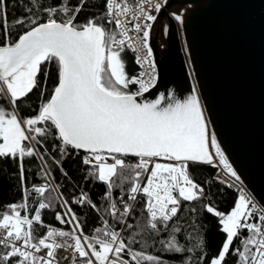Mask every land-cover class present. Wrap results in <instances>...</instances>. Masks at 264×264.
I'll return each instance as SVG.
<instances>
[{"label": "snow or ice", "instance_id": "snow-or-ice-1", "mask_svg": "<svg viewBox=\"0 0 264 264\" xmlns=\"http://www.w3.org/2000/svg\"><path fill=\"white\" fill-rule=\"evenodd\" d=\"M88 3L17 0L11 6L23 14L9 21L10 0H0V161L17 166L9 180L21 193L0 211V264H166L156 251L181 264H264V200L245 190L198 86L184 100H138L157 85L151 35L167 0H95L89 7L99 10L79 21ZM171 15L184 23L182 12ZM128 52L141 69L135 75ZM37 92L38 111L21 115ZM81 151L84 182L105 186L100 203L79 185L65 197L54 183L53 165L67 179L64 164ZM31 159L41 184L30 181ZM203 166L218 170L213 182L238 189L229 211L210 199L207 181L195 180L191 169ZM141 200L143 222L129 223ZM185 204L216 219L224 239L215 252L206 229L194 237L198 226L182 223ZM73 206L92 209L100 226L86 233ZM43 210L68 230L46 224Z\"/></svg>", "mask_w": 264, "mask_h": 264}, {"label": "water", "instance_id": "water-1", "mask_svg": "<svg viewBox=\"0 0 264 264\" xmlns=\"http://www.w3.org/2000/svg\"><path fill=\"white\" fill-rule=\"evenodd\" d=\"M151 46L158 81L139 102L159 93L184 100L196 84L230 162L264 200V0H167Z\"/></svg>", "mask_w": 264, "mask_h": 264}, {"label": "trees", "instance_id": "trees-1", "mask_svg": "<svg viewBox=\"0 0 264 264\" xmlns=\"http://www.w3.org/2000/svg\"><path fill=\"white\" fill-rule=\"evenodd\" d=\"M25 3H27V0H24ZM76 0H73V3H75ZM17 0H10V6H9V21H12L16 17L23 14V10L17 6L13 8L11 5L16 4ZM95 3V0H89L88 5L85 6L84 10L82 11L79 21H83L86 17L95 14L99 9L94 7H89V5ZM125 59L127 60V70L130 75H135L139 73V67L134 62V56L131 52H128L125 56ZM55 66L53 65V71ZM54 77L50 74L48 88L51 89L53 87L52 80ZM135 90V89H133ZM35 91V90H34ZM50 93H45V99L48 98ZM40 103L39 100V93L37 92L35 95L29 94V98L25 100V103L20 105L21 108V115L23 116H30L35 115V111H38V104ZM0 104H5L3 100H0ZM5 106H7L5 104ZM49 150L51 151V147L49 145ZM43 151V149H41ZM85 153L81 151L79 155H74V158H70L68 161L64 164V169L67 170L68 178L65 179L63 175L61 174V170L56 169L53 165L54 169V176H55V184L62 185L61 191L63 192L65 197H69L73 191H74V185H79L84 188L85 191H90L92 194V199L98 203H100V197L103 195L105 191V186L102 183H93V182H84V176L81 171V165H80V157L83 156ZM55 155V153H54ZM57 159H59V156H57ZM131 159L132 163H135V159ZM25 167L28 169L30 173V181L33 184H41L42 180L37 177L36 172L39 169V164L37 160L31 159L26 160ZM195 180L198 183H203L205 181L208 182V186L211 187V193H210V199L215 202V204L218 206V209L220 211L227 212L230 210V208L233 206V203L238 196V192L233 190L232 188L226 187L220 183L213 182V177L216 174V169L203 166V167H193L191 169ZM18 169L15 164L12 163V161H0V211L3 210L4 206L7 204L15 203L21 200V193L18 190V180H9V177L13 173H17ZM78 194V189H77ZM116 196H119V190H117L114 193ZM142 205L143 201L137 205L136 207V214L133 217L132 220L129 221V223H142L144 220V217L146 216V213L142 212ZM74 210L77 212V215L80 219V221L84 225V231L86 233H89L94 229L95 227L100 226L99 217L97 216V213L94 212L90 208H79L76 206H73ZM190 207H198L197 205H187L184 206V220L182 223H184L185 227L189 223H195L198 227L196 231H193V236H196L197 231H203L206 229V237L208 240L209 248L212 252H215L221 243L223 242L224 236L220 232L216 219L207 214L206 212L198 211L195 215H193L190 211ZM56 211H59V207H55ZM24 213L22 212V215ZM43 220L46 224L54 225L57 228H66L68 229L67 225H61L55 220V212L52 210H43L42 212ZM41 233L44 232V229H39ZM189 231H192L189 229ZM151 243V241H149ZM180 242L185 243L184 236H180ZM194 242V241H193ZM191 246V245H189ZM137 247H140V245H137ZM155 254L162 255L163 258L166 261V264H181V261L183 257L179 255H171V254H164L160 251H156ZM229 264H232V261H229Z\"/></svg>", "mask_w": 264, "mask_h": 264}, {"label": "built area", "instance_id": "built-area-1", "mask_svg": "<svg viewBox=\"0 0 264 264\" xmlns=\"http://www.w3.org/2000/svg\"><path fill=\"white\" fill-rule=\"evenodd\" d=\"M159 15V14H158ZM183 48H184V52H186V47H185V44H184V42H183ZM155 59V58H154ZM139 67V66H138ZM156 70H157V72H158V69H157V65H156ZM141 71V69H140V67H139V72ZM159 75V74H158ZM217 169H216V173H217ZM216 175V174H215ZM243 181V180H242ZM244 183V182H243ZM244 188H245V190L246 191H248V192H250L249 191V189L247 188V186L245 185V183H244ZM233 190H235V191H237L238 192V189L237 188H232ZM251 193V192H250ZM61 229H64V230H68V229H66V228H61ZM60 255H65V253H63V252H61L60 253Z\"/></svg>", "mask_w": 264, "mask_h": 264}, {"label": "rangeland", "instance_id": "rangeland-1", "mask_svg": "<svg viewBox=\"0 0 264 264\" xmlns=\"http://www.w3.org/2000/svg\"><path fill=\"white\" fill-rule=\"evenodd\" d=\"M165 24H166V22H165ZM163 42H165V41H164V38L161 37V43L163 44Z\"/></svg>", "mask_w": 264, "mask_h": 264}, {"label": "bare ground", "instance_id": "bare-ground-1", "mask_svg": "<svg viewBox=\"0 0 264 264\" xmlns=\"http://www.w3.org/2000/svg\"><path fill=\"white\" fill-rule=\"evenodd\" d=\"M179 26H181V24H179ZM184 42V41H183ZM185 44V43H184ZM186 47V46H185ZM185 53H187V50H186V52Z\"/></svg>", "mask_w": 264, "mask_h": 264}]
</instances>
